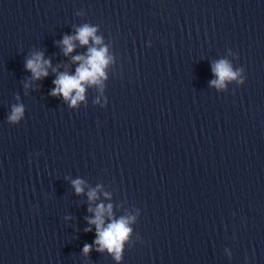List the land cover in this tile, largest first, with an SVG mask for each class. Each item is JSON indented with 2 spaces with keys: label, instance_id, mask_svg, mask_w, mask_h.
<instances>
[{
  "label": "clouds",
  "instance_id": "1",
  "mask_svg": "<svg viewBox=\"0 0 264 264\" xmlns=\"http://www.w3.org/2000/svg\"><path fill=\"white\" fill-rule=\"evenodd\" d=\"M97 27L84 24L76 29L74 36L65 35L60 42L63 46L65 56L71 54L78 41L81 46L89 45L90 40L94 46L88 48L86 55H76L72 57L73 63H77L78 67L75 74L61 72L53 81L55 87L49 93L51 96H62L66 102H69L70 107L77 106L78 102L85 100L86 85H98L101 83V78L105 77V68L110 63L111 57L108 56L106 47H100L102 38L96 35ZM51 67V61L43 58V53H34L31 58L26 60L25 68L30 71L33 80H40L49 75L48 69ZM53 71H56L53 69ZM243 70H233L232 65L227 60H219L212 66V72L217 77L210 83L216 88L226 87V81L238 80L240 73ZM239 84H244V79L238 80ZM29 85L26 83L25 88ZM24 106L13 105L11 114L8 117L10 123H18L24 116ZM72 185L76 194L83 193L82 180L72 181ZM89 201L96 200L97 192L95 190L87 193ZM107 195V194H105ZM89 212L94 213L93 218L88 219L90 225L96 228V239L94 243L99 245L97 251L107 249L109 253L114 254V259L119 261L122 256L124 243L129 240L132 233L130 224L134 222L135 217H120L114 219L112 216V205L107 207L104 204H99L95 209L89 208ZM105 216L110 220L105 225ZM85 231H91L90 228ZM92 250V245L85 244L83 252L88 254Z\"/></svg>",
  "mask_w": 264,
  "mask_h": 264
}]
</instances>
